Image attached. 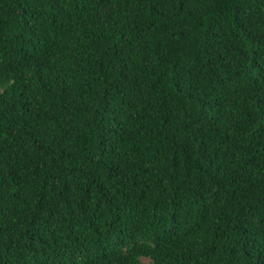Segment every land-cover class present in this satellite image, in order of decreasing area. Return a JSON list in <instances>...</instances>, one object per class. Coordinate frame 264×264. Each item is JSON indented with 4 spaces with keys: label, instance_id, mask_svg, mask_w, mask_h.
I'll list each match as a JSON object with an SVG mask.
<instances>
[{
    "label": "trees",
    "instance_id": "trees-1",
    "mask_svg": "<svg viewBox=\"0 0 264 264\" xmlns=\"http://www.w3.org/2000/svg\"><path fill=\"white\" fill-rule=\"evenodd\" d=\"M264 264V0H0V264Z\"/></svg>",
    "mask_w": 264,
    "mask_h": 264
},
{
    "label": "rangeland",
    "instance_id": "rangeland-1",
    "mask_svg": "<svg viewBox=\"0 0 264 264\" xmlns=\"http://www.w3.org/2000/svg\"><path fill=\"white\" fill-rule=\"evenodd\" d=\"M144 264H150V259L149 258H143Z\"/></svg>",
    "mask_w": 264,
    "mask_h": 264
}]
</instances>
